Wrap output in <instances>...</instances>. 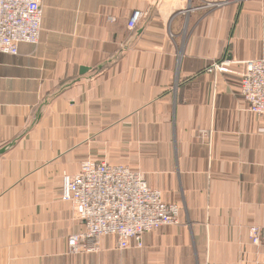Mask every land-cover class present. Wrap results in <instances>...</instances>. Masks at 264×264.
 I'll return each mask as SVG.
<instances>
[{
    "label": "crops",
    "instance_id": "crops-1",
    "mask_svg": "<svg viewBox=\"0 0 264 264\" xmlns=\"http://www.w3.org/2000/svg\"><path fill=\"white\" fill-rule=\"evenodd\" d=\"M0 53V264H264V119L215 64L264 57V0H43ZM134 11L143 19L129 31ZM204 131V132H203ZM12 145V146H11ZM84 160L144 175L178 224L73 253L61 200Z\"/></svg>",
    "mask_w": 264,
    "mask_h": 264
},
{
    "label": "built area",
    "instance_id": "built-area-1",
    "mask_svg": "<svg viewBox=\"0 0 264 264\" xmlns=\"http://www.w3.org/2000/svg\"><path fill=\"white\" fill-rule=\"evenodd\" d=\"M42 7L43 0H0L1 54L16 55L20 43H39ZM142 19L143 13L134 11L128 30H135ZM214 68L237 78L248 112L264 119V57L225 60ZM61 200L70 204L72 219L84 227L67 239L73 253H95L105 237H114L120 251L131 241L141 248L145 233L178 224L179 205L164 202L161 192L149 187L143 174L121 165L82 161L77 174H63ZM248 238L253 245L264 243V229L250 227Z\"/></svg>",
    "mask_w": 264,
    "mask_h": 264
},
{
    "label": "water",
    "instance_id": "water-1",
    "mask_svg": "<svg viewBox=\"0 0 264 264\" xmlns=\"http://www.w3.org/2000/svg\"><path fill=\"white\" fill-rule=\"evenodd\" d=\"M12 146V145H11ZM6 148L0 150V155L5 151Z\"/></svg>",
    "mask_w": 264,
    "mask_h": 264
}]
</instances>
